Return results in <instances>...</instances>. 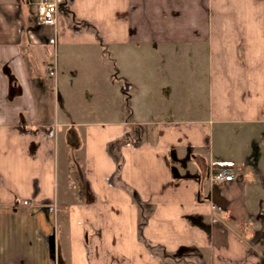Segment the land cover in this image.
<instances>
[{"label":"crops","instance_id":"crops-1","mask_svg":"<svg viewBox=\"0 0 264 264\" xmlns=\"http://www.w3.org/2000/svg\"><path fill=\"white\" fill-rule=\"evenodd\" d=\"M101 1L107 12L83 17L74 32L123 47L203 44L208 99L182 84L156 126L93 124L84 136L70 128L68 145L85 150L75 163L80 202L69 208V255L55 260L48 235L59 126L33 46L51 42L57 22L38 27L29 0H0V256L19 249L28 255L14 264H264V177L244 159L249 144L240 152L247 173L215 148L229 124H264V0H95V8ZM223 163L236 178L215 184ZM17 199L27 205L5 217Z\"/></svg>","mask_w":264,"mask_h":264},{"label":"rangeland","instance_id":"rangeland-1","mask_svg":"<svg viewBox=\"0 0 264 264\" xmlns=\"http://www.w3.org/2000/svg\"><path fill=\"white\" fill-rule=\"evenodd\" d=\"M104 8V1L95 8V0H64L59 5L54 39L46 45L33 46L41 76L51 91L49 99L53 100L54 123L59 126L56 133V202L52 216L55 226L48 235L55 238L53 253L58 261L63 255H69L71 248L69 208L80 202L75 163L78 158L80 163L84 161L85 152L84 148H79L71 153L67 142L70 128L75 127L84 136L93 124L107 126L124 120L132 129L156 126L158 119L170 117L169 103L179 101L174 88L190 84L198 86L201 99H208L209 95L210 59L203 44H196L195 48L168 44L160 50L151 44L139 47L129 43L123 47L96 43L87 31L74 32L75 27L81 26L83 17L107 12L102 11ZM46 31L50 33L51 30ZM178 47L184 53L179 59L175 52ZM191 52H197V57L192 58ZM50 66H56V74L49 77ZM164 87L171 90L166 88L163 92ZM158 98L163 100L162 104L157 103ZM179 116L181 114L176 117ZM143 119L149 123H140ZM229 125L221 136L222 142L218 140L215 145L218 154L237 163L240 168L235 169L237 174L247 173L249 167L242 163L240 152L249 144L244 159L258 163L259 173L264 177V131H257V128L263 130L264 124ZM25 205L23 199H17L4 216H15ZM29 213L32 215V210ZM2 219L0 215V222ZM60 224L62 230H59ZM26 255L28 251L21 254L19 249L5 251L0 256V264H14Z\"/></svg>","mask_w":264,"mask_h":264},{"label":"built area","instance_id":"built-area-1","mask_svg":"<svg viewBox=\"0 0 264 264\" xmlns=\"http://www.w3.org/2000/svg\"><path fill=\"white\" fill-rule=\"evenodd\" d=\"M63 0H29V3L35 8V24L40 26H54L57 22L59 5ZM55 67H49V75H55ZM235 172L231 167L223 166L212 174V181L215 184H223L234 181Z\"/></svg>","mask_w":264,"mask_h":264},{"label":"flooded vegetation","instance_id":"flooded-vegetation-1","mask_svg":"<svg viewBox=\"0 0 264 264\" xmlns=\"http://www.w3.org/2000/svg\"><path fill=\"white\" fill-rule=\"evenodd\" d=\"M259 210H264V201H260L259 202ZM263 217H264V213H262Z\"/></svg>","mask_w":264,"mask_h":264},{"label":"trees","instance_id":"trees-1","mask_svg":"<svg viewBox=\"0 0 264 264\" xmlns=\"http://www.w3.org/2000/svg\"><path fill=\"white\" fill-rule=\"evenodd\" d=\"M13 81H16V80L13 79ZM220 166H221V167H223V166H227V163H223V164L219 165L218 168H220Z\"/></svg>","mask_w":264,"mask_h":264},{"label":"water","instance_id":"water-1","mask_svg":"<svg viewBox=\"0 0 264 264\" xmlns=\"http://www.w3.org/2000/svg\"><path fill=\"white\" fill-rule=\"evenodd\" d=\"M74 147H71V151H73Z\"/></svg>","mask_w":264,"mask_h":264}]
</instances>
